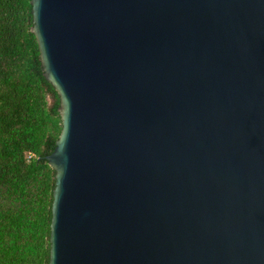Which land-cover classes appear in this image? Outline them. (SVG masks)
<instances>
[{"label":"water","instance_id":"obj_1","mask_svg":"<svg viewBox=\"0 0 264 264\" xmlns=\"http://www.w3.org/2000/svg\"><path fill=\"white\" fill-rule=\"evenodd\" d=\"M32 10L62 99L50 264H264V0Z\"/></svg>","mask_w":264,"mask_h":264},{"label":"trees","instance_id":"obj_2","mask_svg":"<svg viewBox=\"0 0 264 264\" xmlns=\"http://www.w3.org/2000/svg\"><path fill=\"white\" fill-rule=\"evenodd\" d=\"M34 27L32 0H0V264H50L62 99Z\"/></svg>","mask_w":264,"mask_h":264}]
</instances>
